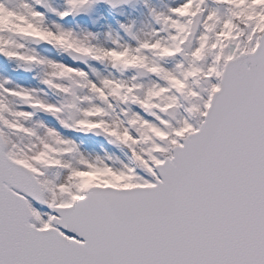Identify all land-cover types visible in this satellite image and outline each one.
<instances>
[{"label":"snow or ice","instance_id":"1","mask_svg":"<svg viewBox=\"0 0 264 264\" xmlns=\"http://www.w3.org/2000/svg\"><path fill=\"white\" fill-rule=\"evenodd\" d=\"M0 264H264V0H0Z\"/></svg>","mask_w":264,"mask_h":264},{"label":"rangeland","instance_id":"2","mask_svg":"<svg viewBox=\"0 0 264 264\" xmlns=\"http://www.w3.org/2000/svg\"><path fill=\"white\" fill-rule=\"evenodd\" d=\"M117 19H121V17L110 13L103 4H100L97 7L96 12L93 13L91 17L77 16L74 19H68L66 22L73 27H75L76 25H80L83 27H87L93 31H103L107 25H111L114 28L116 26L115 21ZM93 21H95V23H93ZM5 74L11 76L14 80H18V82L20 83L28 82V74H25L23 72H6Z\"/></svg>","mask_w":264,"mask_h":264}]
</instances>
